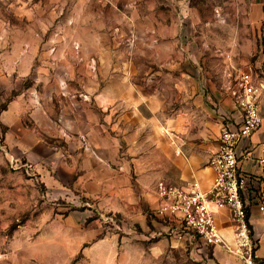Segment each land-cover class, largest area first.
Wrapping results in <instances>:
<instances>
[{
  "label": "rangeland",
  "instance_id": "rangeland-1",
  "mask_svg": "<svg viewBox=\"0 0 264 264\" xmlns=\"http://www.w3.org/2000/svg\"><path fill=\"white\" fill-rule=\"evenodd\" d=\"M0 20L1 45L23 46V55L37 60L49 56L53 72L71 71L75 60V71L82 73L76 79L29 78L25 88L44 93L49 83L77 96L76 89L106 84L114 90L156 91L165 105L164 122L180 121L176 130L161 127L167 137L172 129L194 130L195 118H210L197 104L194 115L185 97L174 94L177 85L202 84L198 72L209 67L205 59L216 67L217 50L233 40L243 47L246 65L264 56V0H0ZM113 107V121L124 122L127 132L136 117L129 111L127 121L119 100ZM2 129L0 124V264H215L212 251L198 253L179 241L161 243L153 213L144 228L130 224L127 214L109 206L119 205L120 195L112 201L111 194L77 182L79 177L65 175L59 166L41 172L12 157ZM123 147L127 152L126 143ZM262 193L264 187L260 202ZM252 228L256 264H264V219L259 231Z\"/></svg>",
  "mask_w": 264,
  "mask_h": 264
},
{
  "label": "crops",
  "instance_id": "crops-1",
  "mask_svg": "<svg viewBox=\"0 0 264 264\" xmlns=\"http://www.w3.org/2000/svg\"><path fill=\"white\" fill-rule=\"evenodd\" d=\"M177 31L178 28H172V33ZM1 44L0 124L6 127L4 142L11 156L28 160L41 172L43 168L48 169L47 166H59L64 169L65 175L79 177L77 182L95 184L98 192H104L105 196L111 194L112 201L120 195L123 201L119 205L114 202L108 204L111 208L124 212L130 224L142 228L147 225L148 213H153L151 221L156 225L160 242L164 245L171 241L176 244L178 240L169 233L174 223L156 212L161 202L156 193V183L165 180L182 184L197 180L204 190H210L215 172L209 160L218 149L223 127L240 118L226 92L224 76V70L231 61L237 67L246 65L240 42L233 40L228 48L217 50L219 56L215 60L219 63L215 64L216 67H211V59L204 60L205 64L210 62L209 67L198 72L202 77L199 87L189 84L185 88L177 85L179 87L174 89L175 95L185 97L183 102L194 115L202 107L210 116L209 119L195 118L194 130L183 134L175 132L180 122L178 118L164 122L165 105L156 91L132 87L114 90L106 84L101 89H76L74 91L80 93L77 96L69 89H51L49 83H45L44 93L35 87L27 89L24 81L29 78L38 81L76 79L81 78L82 73L75 71V60L73 68H68L71 71L53 72L49 56L37 60L36 56L23 55V46ZM254 65L264 67L263 54ZM187 77L191 79L189 75ZM115 100L121 101L122 107L127 108V121L129 111H132L130 116L136 117L135 122L127 124V132L124 122L120 125L112 119ZM125 100L127 102L124 103ZM196 104L200 106L198 109ZM261 112L264 116V93ZM161 127L175 130L172 129L167 137L162 135ZM263 142L264 121L248 144L255 146ZM125 143L127 152L123 147ZM240 154L245 170L260 172L256 162L259 155L257 148L248 159L245 158L244 147ZM120 176L119 186L117 179ZM263 219L262 211L256 204L251 205L250 222L257 231ZM216 221L224 238L233 244L235 225L230 220L229 211H220ZM173 246L172 249L175 248ZM159 250L163 252L165 248ZM260 251L264 256V247ZM212 254L211 260L215 264H238V258L220 246L213 248Z\"/></svg>",
  "mask_w": 264,
  "mask_h": 264
},
{
  "label": "built area",
  "instance_id": "built-area-1",
  "mask_svg": "<svg viewBox=\"0 0 264 264\" xmlns=\"http://www.w3.org/2000/svg\"><path fill=\"white\" fill-rule=\"evenodd\" d=\"M224 76L226 92L240 118L223 127L218 149L210 158L215 172L212 186L206 191L197 180L182 184L160 180L156 183V193L161 202L156 212L174 223L169 233L188 244L192 251L206 254L220 246L244 264H256L258 255L254 249L257 246L249 223L251 205L256 204L264 214V201L258 200L264 187V142L255 146L248 143L264 121L261 112L264 67L250 63L237 67L231 61ZM243 147L247 159L253 150L258 149L259 173L243 168L240 154ZM262 196L264 198V193ZM224 209L229 211L230 220L235 225L233 244L224 238L217 225L216 216Z\"/></svg>",
  "mask_w": 264,
  "mask_h": 264
},
{
  "label": "trees",
  "instance_id": "trees-1",
  "mask_svg": "<svg viewBox=\"0 0 264 264\" xmlns=\"http://www.w3.org/2000/svg\"><path fill=\"white\" fill-rule=\"evenodd\" d=\"M3 133L6 131V127H3ZM249 227H250V229H251V232H252V225H251V223H249ZM257 248H255L254 250H256ZM258 259H256V261H257ZM261 263H264V259H261Z\"/></svg>",
  "mask_w": 264,
  "mask_h": 264
}]
</instances>
